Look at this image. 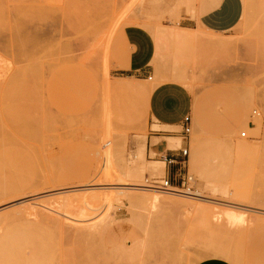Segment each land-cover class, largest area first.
Masks as SVG:
<instances>
[{
	"label": "rangeland",
	"instance_id": "obj_1",
	"mask_svg": "<svg viewBox=\"0 0 264 264\" xmlns=\"http://www.w3.org/2000/svg\"><path fill=\"white\" fill-rule=\"evenodd\" d=\"M212 1L0 0V207L13 204L0 210V264H196L216 245L264 264V0H244L227 33L183 28ZM127 25L156 39L151 78L117 69ZM170 81L193 97L186 135L149 114ZM161 129L179 143L169 149H189L192 179L173 186L194 197L134 188L168 176L148 144ZM179 202L251 219L226 225Z\"/></svg>",
	"mask_w": 264,
	"mask_h": 264
},
{
	"label": "crops",
	"instance_id": "obj_2",
	"mask_svg": "<svg viewBox=\"0 0 264 264\" xmlns=\"http://www.w3.org/2000/svg\"><path fill=\"white\" fill-rule=\"evenodd\" d=\"M199 2V1H198ZM244 0H213L197 18L189 15L183 17L185 29L200 27L214 33H227L240 21L244 12ZM195 13L196 3L188 7ZM192 32L190 30H187ZM125 51L123 60L117 65V69L128 75L147 78L151 75V65L156 59V39L152 33L140 25H127L121 31ZM126 90L135 91V87L124 84ZM138 92L146 94L147 89ZM152 90L146 94L150 95ZM193 97L190 90L178 82H165L156 87L150 99V117L158 124L171 127H185V119L191 116ZM169 129H161L159 133L148 138V144L157 154L168 151L170 137ZM243 263L246 264L245 257ZM196 264H238L235 261L223 257L205 258Z\"/></svg>",
	"mask_w": 264,
	"mask_h": 264
},
{
	"label": "bare ground",
	"instance_id": "obj_3",
	"mask_svg": "<svg viewBox=\"0 0 264 264\" xmlns=\"http://www.w3.org/2000/svg\"><path fill=\"white\" fill-rule=\"evenodd\" d=\"M121 19H123V18H121ZM121 21H123V20H121ZM120 21V22H121ZM132 21H134V20H132ZM139 21V20H138ZM119 22V21H118ZM117 22V23H118ZM119 22V23H120ZM118 23V24H119ZM122 23V22H121ZM114 25H115V23H114ZM113 25V26H114ZM117 25V24H116ZM124 25V24H123ZM120 26V25H119ZM115 28H116V26H115ZM120 28V27H119ZM113 29V28H112ZM115 31H117V30H115ZM112 34V33H111ZM111 36V35H110ZM181 36H183V34L181 35ZM108 44V43H107ZM68 53V52H67ZM71 55V54H70ZM88 55V54H87ZM91 55V54H90ZM93 56V55H92ZM45 70H43V73H45L44 72ZM42 78V76H40V79ZM41 84V83H40ZM122 88H126V87H122ZM127 89V88H126ZM152 89L151 88H148L147 89V92L149 93L150 91H151ZM146 92V94H148ZM19 120V119H18ZM23 121H24V119H22ZM23 125V124H22ZM24 129V128H23ZM19 134V133H18ZM21 136V135H20ZM29 136V135H28ZM24 137V136H23ZM25 141V140H24ZM20 142H21V140H20ZM179 143H178V141H176V139L174 140L173 138L170 140V143H169V146H175V145H178ZM208 146V145H207ZM231 146V145H230ZM241 146V145H240ZM244 147V149L246 148L244 145L241 147V148H243ZM234 148H236V150L235 151H237V148H239V145L238 146H236V147H234ZM240 149V148H239ZM238 149V150H239ZM249 149H251V147L249 148ZM243 150V149H242ZM208 153V152H207ZM217 153V152H216ZM206 154V153H205ZM200 157V156H199ZM214 161V160H213ZM208 166H211L209 163H208ZM158 168H160V167H158ZM212 168V167H211ZM157 170H160V169H157ZM131 188V187H130ZM135 189H146V190H150V191H158V192H162V193H165V194H170V195H183V196H188V197H191V196H195V194H193V192L192 191H183V190H180V189H177V188H168L169 190H164V189H161V187H159V186H155V185H153V184H150V183H148V181H146V183H145V185H142V186H139V188H136V187H134ZM133 188V189H134ZM136 193V192H135ZM96 196V195H95ZM193 196V197H194ZM104 197V196H103ZM127 197V199H128V201H130V203H133V204H138V205H147V207H149V206H157L158 204H160V203H162L163 202V200L161 199V197H159V196H154V195H151V194H136V195H133L132 193H131V195H128V196H126ZM69 198V197H68ZM68 198H66V200H68ZM231 198V197H230ZM171 200V199H170ZM208 200V199H207ZM182 201V200H181ZM165 203L167 202L166 200L164 201ZM163 202V203H164ZM15 203V202H14ZM19 203H23V201L22 200H20V201H18V204ZM67 203V202H66ZM70 203V202H69ZM76 203V202H75ZM118 203V202H117ZM168 203V202H167ZM171 203H175V201H171ZM181 205H183L185 208H186V210H190V211H192L194 214H198V215H200V216H197L196 215V217H201L202 216V218H204L205 216H210L211 218H209V219H211L212 220V218H214V219H219L220 221H222L223 220V218H224V220L223 221H225L226 222V225H232L233 226V224L235 225H238V224H240V225H242V224H244L245 223V220H250V219H247V216H244L245 214H246V212L244 213V212H241V211H238V210H225L224 209V211H220V210H217V209H213V208H210V207H208V206H204L203 204V206L201 205V204H196V203H189V204H186L187 202H185V203H183V202H179ZM232 203V202H231ZM10 205H13V204H11V203H9ZM9 204H6V205H4V207L2 206V207H0V210L1 209H5V208H7V207H9L10 205ZM47 204V203H46ZM93 204V203H92ZM175 204H177V203H175ZM15 205V204H14ZM17 205V204H16ZM85 205V204H84ZM149 205V206H148ZM64 206V205H63ZM75 206H77V205H75ZM146 207V206H145ZM23 208H21V210H22ZM58 209V208H57ZM77 209H78V207H77ZM20 209L19 208H16V209H14L13 210V212L12 213H17V211H19ZM180 210V209H179ZM15 211V212H14ZM245 211V210H244ZM22 212V211H21ZM48 212V211H47ZM71 212V211H70ZM92 212V211H91ZM11 212H9V215H11L12 214ZM24 213V212H23ZM8 214V213H7ZM7 214H4V216L6 215V216H8ZM18 214V213H17ZM208 220V219H207ZM218 220V223L220 222ZM222 221V222H223ZM65 222V221H64ZM203 222V221H202ZM251 222V221H250ZM76 223V222H75ZM207 223V222H206ZM224 223V222H223ZM205 224V223H204ZM220 224V223H219ZM248 224H249V221H248ZM62 225H64V224H62ZM70 225V224H69ZM72 225H74V224H72ZM224 225V224H223ZM223 225L221 224V225H219L218 227H221L220 229H222V228H227L226 227V225H225V227H223ZM245 225H247V224H245ZM77 226V225H76ZM231 226V227H232ZM239 226V225H238ZM217 227V226H216ZM230 229V228H229ZM228 230V229H227ZM216 245V244H215ZM241 251V250H240ZM169 252V251H168ZM210 254H212V255H214V257H223V258H230L231 257V252L226 248V247H224V246H221V245H216V246H213L211 249H210ZM167 255V254H166ZM243 258H244V255H242V254H240L239 253V256L237 257V263L238 264H244L243 263ZM169 260V259H168ZM167 260V261H168ZM17 264H40V263H37V262H33L32 260H30V259H23V260H21L20 262H18Z\"/></svg>",
	"mask_w": 264,
	"mask_h": 264
},
{
	"label": "built area",
	"instance_id": "obj_4",
	"mask_svg": "<svg viewBox=\"0 0 264 264\" xmlns=\"http://www.w3.org/2000/svg\"><path fill=\"white\" fill-rule=\"evenodd\" d=\"M151 78V76H148ZM191 121V117L188 116L185 119V127L183 129V132L186 134L189 133L190 127L188 126ZM242 136H246V133L243 132ZM189 155V149L187 147L180 148V149H168L166 153L161 154V156L164 158L166 166L168 167V176H165L163 180L160 181V183H155L161 187V189L169 190L168 188H173V178L174 180H179L181 178L182 185H185V183L189 182L190 179H192L185 169L187 168V157ZM174 171V177H171V173ZM179 177V178H178ZM176 188V187H174Z\"/></svg>",
	"mask_w": 264,
	"mask_h": 264
}]
</instances>
